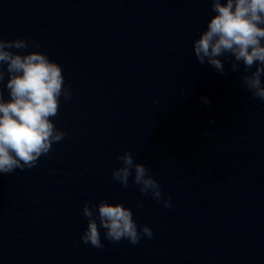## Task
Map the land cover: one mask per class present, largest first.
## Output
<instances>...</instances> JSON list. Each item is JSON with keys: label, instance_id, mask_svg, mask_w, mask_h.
Returning a JSON list of instances; mask_svg holds the SVG:
<instances>
[{"label": "water", "instance_id": "95a60500", "mask_svg": "<svg viewBox=\"0 0 264 264\" xmlns=\"http://www.w3.org/2000/svg\"><path fill=\"white\" fill-rule=\"evenodd\" d=\"M213 15L210 0H0V38L39 41L25 51L60 64L71 92L50 118L64 139L0 174V264H264V102L230 56L224 75L197 62ZM125 151L171 208L112 179ZM101 200L152 237L81 242L82 206Z\"/></svg>", "mask_w": 264, "mask_h": 264}, {"label": "clouds", "instance_id": "9594fccd", "mask_svg": "<svg viewBox=\"0 0 264 264\" xmlns=\"http://www.w3.org/2000/svg\"><path fill=\"white\" fill-rule=\"evenodd\" d=\"M215 15L206 29L193 40V53L197 62L207 64L224 75V57L230 56V69L242 73L240 80L252 98L264 102V0H210ZM39 49V41L18 37L0 38V174L8 175L17 169L23 171L37 166L47 156L53 144L61 142L65 133L57 129L53 119L58 115L60 97H70L64 85L63 69ZM241 65L243 68L241 69ZM7 77L6 83L5 78ZM8 99L4 98V89ZM202 101L210 103L207 97ZM214 123V121H210ZM120 164L112 170V179L123 188L129 187V178L146 196L163 202L171 208L172 197L164 198L162 186L143 163H137L134 154L125 151L118 157ZM143 206V201L136 205ZM81 215L87 227L80 241L102 249L104 240L130 244L139 243L142 237L151 238L152 229L138 225L131 208L123 203L101 200L97 204L85 202Z\"/></svg>", "mask_w": 264, "mask_h": 264}]
</instances>
